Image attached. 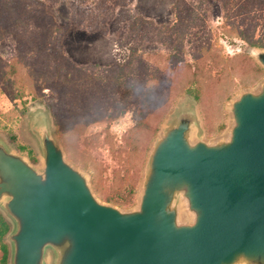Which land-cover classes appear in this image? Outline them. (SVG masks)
<instances>
[{"label": "rangeland", "instance_id": "obj_1", "mask_svg": "<svg viewBox=\"0 0 264 264\" xmlns=\"http://www.w3.org/2000/svg\"><path fill=\"white\" fill-rule=\"evenodd\" d=\"M260 1L0 0V137L41 165L31 120L47 112L96 195L136 206L150 149L175 110L197 106L215 139L227 134L231 100L264 78L253 56L264 46L243 38L262 36ZM228 15L236 26L224 34ZM197 74L208 75L201 100L190 91Z\"/></svg>", "mask_w": 264, "mask_h": 264}, {"label": "water", "instance_id": "obj_2", "mask_svg": "<svg viewBox=\"0 0 264 264\" xmlns=\"http://www.w3.org/2000/svg\"><path fill=\"white\" fill-rule=\"evenodd\" d=\"M253 56L264 68V47ZM228 110L227 134L215 139L203 134L197 106L175 110L131 208L96 195L47 112L31 120L41 165L0 137L9 264H50L49 253L51 264H264V78Z\"/></svg>", "mask_w": 264, "mask_h": 264}, {"label": "trees", "instance_id": "obj_3", "mask_svg": "<svg viewBox=\"0 0 264 264\" xmlns=\"http://www.w3.org/2000/svg\"><path fill=\"white\" fill-rule=\"evenodd\" d=\"M261 4H257L256 6H253L255 9H254V12H258V11H262L264 10V0H261L260 1ZM222 28H223V33L225 34V32H229L231 31V28H235L236 26V20L234 18V16L230 17L228 15V19L226 20V22L222 23ZM262 28H263V33H262V36L259 38V39H256V40H249L247 39L246 37V34L243 33V31H240L241 33H243V38H245L246 40H248V42L250 41V44L251 45H262L264 46V22L262 23ZM208 76L207 74L205 76H202V78H200V75L197 74V77H196V82H197V85H196V88L194 89H190L191 92H194V95L197 99L201 100L202 99V90H201V83L204 82L205 80V77ZM242 85H247L249 84L248 82H241ZM18 97H22V91H19L18 92ZM22 148H25V147H22ZM30 155L33 159V161H37V158L33 155V152L30 151ZM122 202V203H121ZM121 204H125L124 201H120ZM10 230V224L8 223V221L3 217V215L0 213V245H1V249H2V252H3V256L1 258V264H7L8 263V259H9V246L8 244L5 242V236L7 235V233L9 232Z\"/></svg>", "mask_w": 264, "mask_h": 264}]
</instances>
